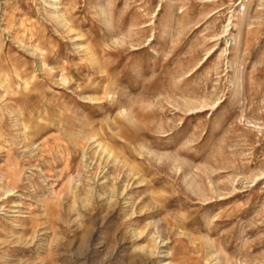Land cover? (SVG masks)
<instances>
[{
  "label": "rangeland",
  "instance_id": "obj_1",
  "mask_svg": "<svg viewBox=\"0 0 264 264\" xmlns=\"http://www.w3.org/2000/svg\"><path fill=\"white\" fill-rule=\"evenodd\" d=\"M0 264H264V0H0Z\"/></svg>",
  "mask_w": 264,
  "mask_h": 264
}]
</instances>
